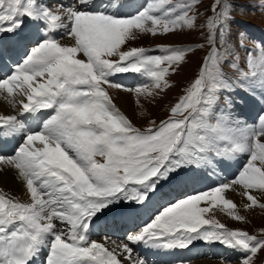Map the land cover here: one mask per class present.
<instances>
[{
    "label": "snow or ice",
    "instance_id": "1",
    "mask_svg": "<svg viewBox=\"0 0 264 264\" xmlns=\"http://www.w3.org/2000/svg\"><path fill=\"white\" fill-rule=\"evenodd\" d=\"M200 3L147 0L125 14L114 0H75L55 10L40 0H0V32H16L25 17L39 22L33 46L0 78V96L22 116L53 113L39 130L17 115H0V138L22 133L23 141L14 154L0 155V171L15 170L29 197L22 202L0 190V264H34L42 252L44 264H146L133 258L130 244L184 249L197 239L238 250L241 264H254L264 251V237L204 215L222 206L233 219L245 220L226 197L228 190L243 198L245 209H264V111L249 124L233 117L230 97L217 107L221 92L237 88L264 105V44L254 43L255 54L248 49L243 59L229 45L230 0H215L212 14L202 18L208 54L166 120L139 128L108 91L124 88L112 77L129 72L147 78L128 89L138 103L170 87L169 74L186 62L190 48L125 46L141 34L195 29ZM225 64L233 75L224 72ZM240 155L245 160L231 180L167 201L126 236L127 243L113 241L109 248L90 238L94 219L110 205L122 199L143 206L161 182L180 184L182 173L193 167L215 170L225 158Z\"/></svg>",
    "mask_w": 264,
    "mask_h": 264
},
{
    "label": "rangeland",
    "instance_id": "2",
    "mask_svg": "<svg viewBox=\"0 0 264 264\" xmlns=\"http://www.w3.org/2000/svg\"><path fill=\"white\" fill-rule=\"evenodd\" d=\"M44 1L45 0H41L42 3H45ZM146 2L144 4H146ZM60 3H62V1H60ZM213 3H215V0H201L198 9L201 14V19L198 20L195 29H185L182 31L177 30L169 34H159L156 36H153L151 34H141L137 39H135L134 41H130L125 46V50L131 47H144L151 50L167 46L187 47L191 49V51H189L186 56V62L179 67L178 71L169 74L168 80L170 87L165 88L159 93V95H156L154 97H140L139 103L137 102V95L134 91H129L128 89L130 88H128L121 82H117L112 79L114 82L120 83L125 87L120 89H117L115 87L108 88L109 94L112 97L114 103L117 102V96L119 94H122L123 97L128 101L130 113L125 111L123 113L129 117V119L135 126L139 128H146L149 126L150 121L157 122L167 114L169 117L171 107L174 106L179 98L185 94V91L197 78L200 66L203 62V58L208 54L209 50L206 43L207 30L206 28L200 27V24L204 22L202 19L203 17L212 14L210 6ZM230 3L232 5L233 11L231 12L232 19L228 22V26L230 28V32L228 34V43L230 46H233L235 48V51L239 53L240 58L243 59L246 56L247 50L253 49L254 43L260 44L258 38H253L252 35L255 34L256 27L264 29V0H230ZM54 5L55 4H53L52 7L53 10L57 7L56 5ZM241 33H243V37L240 36ZM199 45H204V47H199ZM253 50L255 54V49ZM149 54L157 55L160 53L150 51ZM230 58L231 57H229V59ZM223 69L224 72L228 75L234 74L232 69L227 64L223 65ZM237 91L244 90L237 88L234 91L221 92L219 94L220 104L217 107H222L223 104H225L226 96L230 97L232 103L234 104L233 94ZM234 109L235 107L231 106L230 110ZM259 111H264V105L261 107V109L259 108ZM257 114L259 115L260 113L258 112ZM169 183L170 181L161 182L160 187L165 188ZM180 192V190H177L174 194H178ZM171 195L173 196V193ZM159 199L160 198L158 197L157 201ZM166 199H169V197H166L164 200ZM132 204V202H123V200L121 199L118 203H114L108 208L104 209L102 212L98 213V216L108 212V214H116L117 212H119V210L128 208L132 206ZM213 209H210L207 213L204 214L206 219H215L224 224L229 229L243 230L247 231L250 235L264 237V209H260L259 207H254L251 209L239 208L240 214L245 217L244 221H237L230 217L227 212L222 209V206L218 208L213 207ZM104 239L111 240V242L114 241L115 243L123 242V240L115 238H112L113 240L102 237L93 238V240H96L97 242H101ZM200 240L203 241L202 239H197L193 241L192 244H200ZM217 244L220 245V248H222L223 250L231 249L219 242H217ZM241 257L243 256H237L232 260L235 263H230V260L221 261L217 252H215L213 253V255L207 254L206 256V254H204L199 258L194 259L193 261L212 260L215 262H220L221 264H241V261L243 259H240ZM254 264H264V251H261L257 254V256L254 258Z\"/></svg>",
    "mask_w": 264,
    "mask_h": 264
},
{
    "label": "bare ground",
    "instance_id": "3",
    "mask_svg": "<svg viewBox=\"0 0 264 264\" xmlns=\"http://www.w3.org/2000/svg\"><path fill=\"white\" fill-rule=\"evenodd\" d=\"M60 1H62V3L57 4V5L55 4V5L56 6H59L61 4L65 5V6L68 5V4H65V2L63 0H60ZM44 2H48V0H45ZM145 2H146V0H131L129 2L124 1V3H123L124 7H123L122 11L127 12L130 9L133 10L138 5L144 4ZM119 3H121V1H119ZM118 4L115 6H118ZM54 35H56L59 38L61 35V32L54 33ZM0 37H1L0 38V78H4L6 75L10 74V69L14 68L15 64L22 59L24 54H14V55L9 54L3 48V37H2L1 32H0ZM65 42H67L66 38H65ZM135 77H136V75L134 73L129 72V73H121L119 78L125 79L126 81L125 80H123V81L127 82L128 80H132ZM249 99L251 100V106L249 108H251L252 110H255V109L259 110V108L263 106V105H261V103L259 102L258 99H255L252 96ZM116 103H117V107L119 109H121L122 112L125 111V112L130 113L129 112V103L123 97L122 94H119L117 96V102ZM51 114H53L52 110L48 109L44 112H41V113L38 112V113L30 115V116L19 115L7 103V101H5L2 96H0V115H17L18 119L21 120L31 130H39V129H36L37 126L41 127L42 124H40V123H42L43 120L47 119ZM257 119H258V114L256 115V121H257ZM246 122H248V121H246ZM21 137H22V133H17L13 136H9V137L3 138V139L7 140V141L12 140V141L19 142ZM197 168L201 174L202 173H209V172L205 171V167H197ZM184 176H185V179H189L186 176V174ZM198 177H200V176H198ZM185 182H186V180H185ZM183 183L184 182H182L180 184H183ZM0 190L7 192L8 194L18 198L22 202H26L29 199L28 195L26 194V189H25L23 183L18 179V176H17L15 170L10 169V168H5L4 170L0 171ZM226 197L234 200L237 203V205L239 206V208H244L242 206V203L245 201H243V198L241 196H239L237 193H234L231 190H228L226 192ZM157 199H158V192L156 194H153L151 197V200L146 202L143 206H141L140 210L146 214L149 211L150 206L155 201H157ZM166 200H169V199H166ZM202 206H206V205L202 204ZM137 210H138V208H134L130 214L128 212H125V211L122 212V214L120 216H126L127 215V220H128V221H125V224H124L125 228L130 227L131 225L132 226L134 225L133 222H134L135 217H137V215H136ZM98 241H100V240H98ZM101 242L105 243L106 246L109 248H112L115 246L113 244V242H111V240H105L104 239ZM122 243H124V242L115 243V244L118 245V244H122ZM205 248H207L208 251L212 248L215 249L216 244L214 242H209L208 245L205 246ZM174 249L178 252V249H176V248H174ZM200 250L201 249H197V252H199ZM197 252L195 250H190L188 253L187 252L183 253V255L186 256V258H190L189 256H193ZM153 254L155 255V253H153ZM204 254H210V253L205 252ZM133 258L140 259L139 257H135L134 255H133ZM174 263L178 264L175 260H174ZM125 264H127V262ZM180 264H183V263H180ZM184 264H221V263L215 262L212 260L211 261L210 260H197V261H192L190 263H184Z\"/></svg>",
    "mask_w": 264,
    "mask_h": 264
}]
</instances>
